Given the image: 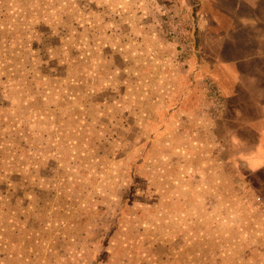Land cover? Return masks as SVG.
I'll return each instance as SVG.
<instances>
[{"label": "rangeland", "instance_id": "1", "mask_svg": "<svg viewBox=\"0 0 264 264\" xmlns=\"http://www.w3.org/2000/svg\"><path fill=\"white\" fill-rule=\"evenodd\" d=\"M261 37L264 0H0V264H264Z\"/></svg>", "mask_w": 264, "mask_h": 264}, {"label": "crops", "instance_id": "2", "mask_svg": "<svg viewBox=\"0 0 264 264\" xmlns=\"http://www.w3.org/2000/svg\"><path fill=\"white\" fill-rule=\"evenodd\" d=\"M262 39H264L263 37H261ZM264 42V40H262L260 42V48L262 47V43ZM261 72L260 75H262V77L264 76V66H259ZM264 84V83H263ZM262 90V89H259ZM249 95V96H248ZM245 100L247 101H256L258 100V102H264V93H261L260 96H251L250 94H247V96L245 97ZM262 110L264 111V105L262 104ZM251 125L260 133H262L261 130L264 131V118L263 120L259 118L255 119L252 121ZM262 126V127H261ZM264 139V138H261ZM263 140L260 141V144L257 147V151L255 152V154L251 157V164L257 166V164L260 167L262 165H264V159H260V155L264 154V143H262ZM254 170L258 169V168H253ZM264 169V168H262ZM261 170V169H260Z\"/></svg>", "mask_w": 264, "mask_h": 264}, {"label": "built area", "instance_id": "3", "mask_svg": "<svg viewBox=\"0 0 264 264\" xmlns=\"http://www.w3.org/2000/svg\"><path fill=\"white\" fill-rule=\"evenodd\" d=\"M209 84H210V86H212V85H213L211 82H210ZM211 90L214 92V89H213V88H211ZM214 93H215V92H214Z\"/></svg>", "mask_w": 264, "mask_h": 264}]
</instances>
